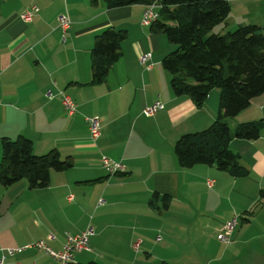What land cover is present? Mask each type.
<instances>
[{
    "label": "crops",
    "instance_id": "crops-1",
    "mask_svg": "<svg viewBox=\"0 0 264 264\" xmlns=\"http://www.w3.org/2000/svg\"><path fill=\"white\" fill-rule=\"evenodd\" d=\"M226 1L230 15L218 32L247 24L264 32V0ZM31 5L38 10L26 22L22 13ZM144 8H107L103 0H0V161L1 139L20 135L38 155L57 149L73 160L70 169L52 171L45 188L30 189L25 179L0 186V257L18 248L6 264H59L29 245L44 239L58 251L66 233L89 226L88 248L75 252L71 264H264V127L257 139L230 141L250 170L246 177L204 164L181 167L176 141L216 119L220 92L211 90L201 108L174 93L162 59L175 45L142 25ZM64 14L71 21L65 41L58 22ZM107 27L124 29L127 37L106 81L94 84L91 49ZM143 53H151L150 67L140 63ZM60 91L76 103L75 114L66 111ZM157 101L163 108L146 116L144 108ZM87 115L101 121L96 140ZM260 120L264 93L227 121L234 129ZM103 156L123 169L110 174ZM236 216L231 242L220 241L221 228Z\"/></svg>",
    "mask_w": 264,
    "mask_h": 264
},
{
    "label": "trees",
    "instance_id": "trees-1",
    "mask_svg": "<svg viewBox=\"0 0 264 264\" xmlns=\"http://www.w3.org/2000/svg\"><path fill=\"white\" fill-rule=\"evenodd\" d=\"M95 2L96 0H91ZM107 8L147 5L154 0H103ZM161 17L150 30L164 34L175 48L162 59L171 75V87L177 95H187L201 108L211 90L220 92L216 119L205 129L181 135L175 153L183 168L198 164L214 166L233 177H246L250 170L230 148L234 138L257 139L264 121L237 125L232 129L228 118L247 108L252 99L264 93V32L254 24L240 25L221 33L216 27L227 23L231 6L226 0H158ZM124 29L107 27L95 37L91 49V83L106 81L112 65L122 56ZM0 186L8 187L21 179L30 189L50 184L52 171L73 166L71 157L62 158L57 149L38 155L33 141L20 135L1 139ZM150 201L154 205L155 199ZM169 198L163 196L164 207ZM1 203V202H0ZM88 264H100L90 262Z\"/></svg>",
    "mask_w": 264,
    "mask_h": 264
},
{
    "label": "built area",
    "instance_id": "built-area-1",
    "mask_svg": "<svg viewBox=\"0 0 264 264\" xmlns=\"http://www.w3.org/2000/svg\"><path fill=\"white\" fill-rule=\"evenodd\" d=\"M38 7L36 5H31L29 8H27L23 13H22V18L26 22H30L33 19V16L35 12H37ZM161 17L160 11H159V2L158 0H154L150 4L145 5L144 11H143V16L141 23L142 25L146 27H150L151 24L159 19ZM58 22L59 26L63 30V41H65V32L67 28L69 27L71 21L67 15H60L58 16ZM151 58V53H143L139 60L140 63L143 65H147V67H150L147 62ZM58 95L61 96L62 103L68 112V114L73 115L76 113V103L74 100L66 95L64 92L60 91L58 92ZM49 97H53V93L51 91L48 92ZM163 108V104L161 101H157L154 104L150 106H146L143 110V113L146 116H153L155 115L159 110ZM86 121L88 122L89 125V132H90V137L93 140H96L100 137L101 135V121L99 117L93 116V115H87L86 116ZM102 164L107 168V170L110 172V174H114L116 172H119L123 169L122 165H120L117 162H112L108 157L103 156L102 157ZM207 185L209 187L213 186V181L212 180H207ZM71 199V197H70ZM105 203L104 199L99 200V205H102ZM240 222V217L236 216L230 220H228L223 227L221 228L219 234H218V239L222 242L225 243H230L231 242V236L235 228L238 226ZM94 234V228L92 226H89L86 228L84 231L80 232L79 234H69L66 233V238H65V243L63 245V248L61 250H53L51 247H49L44 239L38 240L32 245H29L31 247H35L39 250H43L50 254L53 258H55L59 264H71L74 261V253L79 252L82 250H85L88 248V241L90 236ZM49 240H55L56 235L54 233H50L48 235ZM157 240H161V235L157 236ZM18 250V248L15 249H9L7 250L6 254L1 255L0 257V264H6L5 263V258L7 255H14L15 252Z\"/></svg>",
    "mask_w": 264,
    "mask_h": 264
},
{
    "label": "rangeland",
    "instance_id": "rangeland-1",
    "mask_svg": "<svg viewBox=\"0 0 264 264\" xmlns=\"http://www.w3.org/2000/svg\"><path fill=\"white\" fill-rule=\"evenodd\" d=\"M216 31H218V27H216V29H215Z\"/></svg>",
    "mask_w": 264,
    "mask_h": 264
}]
</instances>
